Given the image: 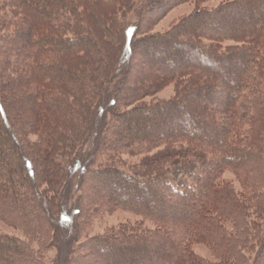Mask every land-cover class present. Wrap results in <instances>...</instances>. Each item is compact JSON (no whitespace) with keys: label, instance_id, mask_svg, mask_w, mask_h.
Instances as JSON below:
<instances>
[{"label":"trees","instance_id":"trees-1","mask_svg":"<svg viewBox=\"0 0 264 264\" xmlns=\"http://www.w3.org/2000/svg\"><path fill=\"white\" fill-rule=\"evenodd\" d=\"M187 1L0 0V264H46L78 170L67 264H264V0L152 31Z\"/></svg>","mask_w":264,"mask_h":264},{"label":"rangeland","instance_id":"rangeland-1","mask_svg":"<svg viewBox=\"0 0 264 264\" xmlns=\"http://www.w3.org/2000/svg\"><path fill=\"white\" fill-rule=\"evenodd\" d=\"M199 0H191L187 1L185 3H182L180 5H177L176 7L172 8L170 11L165 13L159 21L156 23L154 26V29L152 31L154 32H165L167 31L170 27H172L177 21H179L181 18H183L186 15L191 14L197 7ZM223 1L225 0H208L203 2L204 7H209V8H215L216 6L220 5ZM254 3L257 2V0H251ZM143 0H138L137 3L138 5L144 4L142 3ZM251 2V3H252ZM247 4V2H246ZM250 6H245L242 9L239 10H234L235 11V17H233L234 21H239L244 17L245 13H247L246 9L250 10ZM128 22L130 24H136L139 19V13L135 10L132 12H129L128 15ZM175 56V53L174 55ZM109 89H112L110 87ZM175 93V88L174 85H168L164 87L162 90H160L156 95L153 97H147L146 101L148 102H155L159 100H165L168 98H171ZM107 109V103L105 101L101 102V104L98 107L97 111V132L99 133L100 128H101V118L104 115L105 111ZM96 134L92 135L91 138L89 139V142L85 145L84 150H83V155L86 154L95 146V140H96ZM32 138H36L35 135L32 136ZM140 157L142 156H124L122 157L123 159V164L126 166H131V164H135L140 160ZM77 174L74 175V177L71 180L69 190H68V196L65 201V207L68 213H66L64 216H62V222L59 224V231H58V238L55 241V245L50 250L45 258H46V264H67V252L69 248V243L70 240L72 241L74 238V233H75V223L77 222V200L79 196V173L80 170L76 172ZM227 179H232L236 180L235 175L232 173L226 174ZM236 186L239 188V183L237 181L235 182ZM141 218L138 215H135L133 213H129L124 210H116L114 212H110L105 214L102 218H97L92 227L90 228V235H101L107 232L111 228H116L123 223H134L140 221ZM0 233L1 234H9V235H17L20 236L21 238H25L24 234L20 229H17L15 227H12L3 221H0ZM195 251H197L199 254L209 257L210 253L208 251V248H206L205 245L198 244L195 245Z\"/></svg>","mask_w":264,"mask_h":264}]
</instances>
